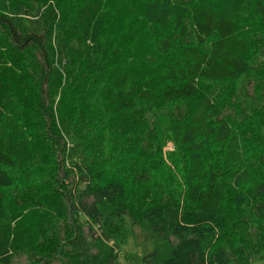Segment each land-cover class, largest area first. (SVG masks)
<instances>
[{
  "label": "trees",
  "instance_id": "1",
  "mask_svg": "<svg viewBox=\"0 0 264 264\" xmlns=\"http://www.w3.org/2000/svg\"><path fill=\"white\" fill-rule=\"evenodd\" d=\"M105 1L0 0V264H124L103 240L125 236L126 223L147 224L167 244L173 237L162 255L154 248L140 264L264 261V176L251 178L231 125L264 102L255 72L264 40L251 34L264 28V0H139L117 15L120 32H106ZM157 56L167 62L154 89L146 79ZM228 83L239 99L229 103L230 119L218 97ZM197 95L187 114L183 101ZM15 108L27 126L35 121L47 157L29 198L11 178L1 127ZM141 119H156L155 130L165 127L186 151L181 183L170 169L147 166L123 179L106 169L108 156H90L91 135L103 134L105 123ZM251 159L264 169V151Z\"/></svg>",
  "mask_w": 264,
  "mask_h": 264
},
{
  "label": "rangeland",
  "instance_id": "2",
  "mask_svg": "<svg viewBox=\"0 0 264 264\" xmlns=\"http://www.w3.org/2000/svg\"><path fill=\"white\" fill-rule=\"evenodd\" d=\"M138 1L106 0L104 3L107 8L105 9L104 16L108 17L106 20V32H120V27L116 24L120 20L117 15L122 18L126 17L124 14H127V12L135 8L137 9ZM145 32L148 37L157 36L150 29H146ZM251 34L253 35V40L256 42L264 40V28H255V31ZM257 55L258 57L255 58V72L264 78V50H261L260 53L258 52ZM157 57V61L153 64L150 71L152 75L148 79L145 78L154 89L161 86V78L159 77L166 72L167 62L164 56ZM196 86L199 88V93H202L205 86L201 83H197ZM237 89L236 85L228 83L226 86L221 87L218 92V97L222 104L220 107L223 108L222 111L227 117L230 116L229 119L232 118L229 111V103L239 104ZM213 93L216 94V91H213ZM197 100L198 95L183 101L187 114L194 109ZM256 108L259 110V114L254 112ZM256 108L254 107V110L251 111L252 113L248 115L249 120L245 119L242 122L231 121L233 131L239 135L243 152L246 158L249 159L248 162H244V165L248 164L252 179H258L264 176V169L251 159L254 154L257 155L260 151H264V123H261L259 120V115L264 113V102H261ZM2 120L1 127L3 129H1L5 133L6 151L14 158L11 178L18 185V193L25 198H29L35 193V186L31 184L32 178L38 172L40 174L36 176L44 177L45 168L48 166L46 164V155L43 154V151H40L39 143L38 145L36 144L38 140L37 133L32 130L35 121L30 126H27L26 124L29 121L28 116L24 117L19 111L16 112V108L10 109L9 112L7 111V114L3 115ZM155 120L148 119L147 121L141 119L138 123H132V125L129 124L130 122L128 120H125L121 127L112 126V123H105L103 127L106 130L103 134L91 135V143L88 144L90 156L94 160L102 155L108 156L107 159L109 158V162L107 164L110 166H105L107 167L106 169L108 171L110 169L118 170L123 179H131L135 173V168H138V166H147L152 172L158 174L170 169L172 181L176 184L181 183V170L184 168L183 162L186 161L187 153L184 149L172 142L165 127L160 126L161 130H155ZM160 134L162 135L160 136ZM93 136L95 137L94 139ZM208 147L212 150L211 156L218 149L217 143L213 139L210 140ZM169 152L172 153L173 161L169 159ZM51 154H53L51 157H55L54 152ZM57 157L60 162L59 164H62L67 169L68 167L71 168L68 166L67 158L61 154H58ZM173 163L175 164L173 165ZM91 227L95 235L98 236L100 233L98 227L93 224ZM147 227L148 225L143 223L133 227H130L126 223L124 227L126 231L125 236H119L115 240H103V244L106 248L109 247L114 251L116 261L120 259L123 260L122 262L124 264H140L141 257L144 254L156 248L158 253L162 255L164 251L168 250L169 242L173 240V237H169L167 244L165 240L157 237ZM42 244L45 246V249L50 246L49 244L46 245V239H43ZM51 263L53 264V262ZM249 264H264V261L254 259Z\"/></svg>",
  "mask_w": 264,
  "mask_h": 264
},
{
  "label": "built area",
  "instance_id": "3",
  "mask_svg": "<svg viewBox=\"0 0 264 264\" xmlns=\"http://www.w3.org/2000/svg\"><path fill=\"white\" fill-rule=\"evenodd\" d=\"M120 264V263H119Z\"/></svg>",
  "mask_w": 264,
  "mask_h": 264
}]
</instances>
